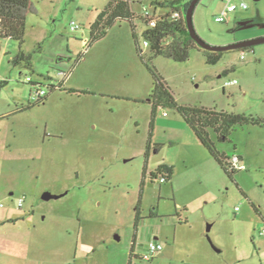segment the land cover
I'll return each instance as SVG.
<instances>
[{
  "label": "rangeland",
  "instance_id": "374dc122",
  "mask_svg": "<svg viewBox=\"0 0 264 264\" xmlns=\"http://www.w3.org/2000/svg\"><path fill=\"white\" fill-rule=\"evenodd\" d=\"M31 1L24 44L0 38V264H128L134 239L141 255L151 242L163 246L134 264H264V126H237L225 143L213 136L220 153L243 158L232 179L176 110L160 109L146 159L153 77L131 24L91 43L110 0ZM245 1L248 10L218 23L224 2L201 0L199 37L214 46L264 37V0ZM20 52L31 68L12 63ZM149 64L181 105L264 119V44L222 52L216 64L199 47L187 61ZM59 71L71 73L67 85L37 102L27 79L48 86ZM164 161L172 180L152 182Z\"/></svg>",
  "mask_w": 264,
  "mask_h": 264
},
{
  "label": "trees",
  "instance_id": "16d2710c",
  "mask_svg": "<svg viewBox=\"0 0 264 264\" xmlns=\"http://www.w3.org/2000/svg\"><path fill=\"white\" fill-rule=\"evenodd\" d=\"M164 10L170 7L175 12H180L181 17L175 18L172 14L167 13L156 18L154 27H149L150 20H141L132 12L129 0H110L107 7L98 15L97 20L91 25L90 35L91 43L103 39L108 30L116 23L129 22L132 27V36L136 52L143 64H145L153 77V90L148 101L152 108L150 132L147 142L146 159L149 157V150L152 144L153 131L155 129V120L160 109L176 110L189 128L196 135L201 144L207 149L210 155L221 166L223 171L232 179L236 169H231L229 163L230 158L224 153H220L217 149L216 142L225 143L231 141V136L237 126L245 124H254L264 126V119L247 118L244 115L229 114L227 112H218L209 108H199L184 106L178 103L174 94L166 81L156 72L149 63L157 56L164 55L177 62L187 61L189 58V50L198 47L192 39L187 22L186 12L190 6L187 0H171L159 4ZM37 13L31 0H0V38L12 39L17 41L20 46L25 42L26 20L30 14ZM137 23H141L146 29L142 31V37L150 44V59L146 60L140 49L139 31ZM252 48V47H251ZM245 48L243 50H247ZM204 51V50H203ZM208 55V63L216 64L222 57V53H214L204 51ZM14 65L24 63L27 67H32V56H27L20 52L19 55L12 60ZM69 94H89L88 91H79L70 89ZM42 100H46L43 98ZM40 102V101H39ZM146 172H144L145 175ZM174 176L173 167L160 166L154 172L149 174L150 180L165 179L162 184L172 180ZM252 206L255 208L254 204ZM257 211V209L255 208ZM139 209L137 211L136 221L139 219ZM135 239L132 246V254Z\"/></svg>",
  "mask_w": 264,
  "mask_h": 264
},
{
  "label": "built area",
  "instance_id": "2783aa9c",
  "mask_svg": "<svg viewBox=\"0 0 264 264\" xmlns=\"http://www.w3.org/2000/svg\"><path fill=\"white\" fill-rule=\"evenodd\" d=\"M166 1L171 0H129V4L131 6L132 12L137 15L141 20H150L149 27H154L156 24V18L161 15H166L167 13L172 14L173 17L179 18L181 17L180 12H175L174 8L170 7L169 9H162L159 4H162ZM224 2V9L221 15L215 17V21L218 23H226L232 19V14H235L239 10H248L249 5L244 0H222ZM139 9V12L136 11ZM162 12V13H161ZM147 26L145 27V29ZM72 30L77 32L79 27H77L74 23L72 25ZM150 48V44L148 41L144 40L143 44H140V49L142 54H145V50ZM71 73L65 71H59L58 77L60 78L55 84H49L48 86L40 83H32V79L28 78L27 81L34 88V96L37 102L41 101L48 94V91L51 89H62L67 85L68 79L70 78ZM237 81L228 82L226 85L231 86L235 85ZM231 165V169H236L239 165V158L234 156L231 160H229ZM164 178L161 179V182H164ZM24 203V198L19 200V207L21 208ZM262 234L264 235V229L262 230ZM163 250V246L156 242H151L148 247V252L141 256V259L144 261H152L161 251Z\"/></svg>",
  "mask_w": 264,
  "mask_h": 264
},
{
  "label": "water",
  "instance_id": "95a60500",
  "mask_svg": "<svg viewBox=\"0 0 264 264\" xmlns=\"http://www.w3.org/2000/svg\"><path fill=\"white\" fill-rule=\"evenodd\" d=\"M200 1L201 0H192V2L190 3V6L186 12V15H185L189 33L199 48H201L204 51H209V52H214V53H222L225 51L242 50L245 48H251V47H255V46L264 44V37H259V38H255V39H251V40H247V41H242V42H238V43H234V44H230V45H226V46H214V45H211V44H208L207 42H205L203 39H201L199 37V35L197 34V32L195 30L194 24H193L194 10ZM250 23H253V21L252 20L244 21V22H241L239 25L241 27H245ZM52 198H57V197H55L51 194H48V193L44 194V196H43L44 200H50Z\"/></svg>",
  "mask_w": 264,
  "mask_h": 264
},
{
  "label": "crops",
  "instance_id": "0c3cea01",
  "mask_svg": "<svg viewBox=\"0 0 264 264\" xmlns=\"http://www.w3.org/2000/svg\"><path fill=\"white\" fill-rule=\"evenodd\" d=\"M244 1H245V0H244ZM256 1H260V0H256ZM67 83H68V82H67ZM224 154L227 155V156L230 158V160H231L234 156H236V157L239 158V164H240V165H243V164H244V162H243V158H242L241 155H236L235 153H233L232 155H228V154H226V153H224ZM163 165L168 166V167H172V166L170 165V163H166V162L164 161V163H162V164H158V165L155 166L153 169H151V170L149 171V173L154 172L155 170H157V168H159L160 166H163ZM246 198L250 200V196L246 195ZM252 204H254V203H252ZM132 246H133V245H132ZM135 248H136V245L134 244L133 256H131V254H132V248H131L130 254H129V256H128V264H134V259H137V260H139V261H140V260H141V261H144V260L141 259V256H142V255L136 253Z\"/></svg>",
  "mask_w": 264,
  "mask_h": 264
}]
</instances>
